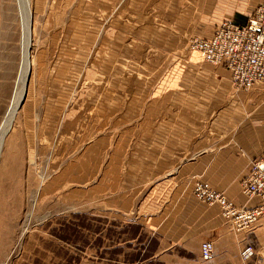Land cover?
Masks as SVG:
<instances>
[{
  "label": "rangeland",
  "instance_id": "374dc122",
  "mask_svg": "<svg viewBox=\"0 0 264 264\" xmlns=\"http://www.w3.org/2000/svg\"><path fill=\"white\" fill-rule=\"evenodd\" d=\"M28 4L27 92L0 146V264H264V215L249 231L226 223L221 262L216 251L208 262L189 247L162 253L160 233L187 183L158 211L154 230L142 220L150 217L143 202L156 178L148 174L151 115H170L151 111L153 92L178 88L185 71L178 58L189 61L198 53L191 43L206 38L186 36L179 17L175 30L166 28L165 17L140 14L148 7L136 8L135 0ZM21 40L15 1L0 0V124ZM244 247L254 252L249 260L241 257Z\"/></svg>",
  "mask_w": 264,
  "mask_h": 264
},
{
  "label": "crops",
  "instance_id": "0c3cea01",
  "mask_svg": "<svg viewBox=\"0 0 264 264\" xmlns=\"http://www.w3.org/2000/svg\"><path fill=\"white\" fill-rule=\"evenodd\" d=\"M260 2L135 0V6L148 7L140 14L165 17L166 28L170 26L171 30H175L173 25L178 21L175 18L179 17L183 21L182 30L188 31L186 36L207 39L221 19L244 25ZM165 32L169 41L173 34ZM178 62H183L185 70L178 88H156L152 95L155 103L151 111L157 107L158 112L166 111L170 115L167 120H159L158 114L151 115V133L146 136L151 143L148 174L156 178L152 181L150 195L143 202H149L150 217L142 220L154 230L158 211L165 205L170 208L168 202L182 191L184 184H189L180 208L162 228L159 247L162 253L173 252L176 246L189 247L191 255L199 256L200 244L211 241L216 251L215 260L221 262L228 225L217 205L197 202L190 188L200 180L237 206L252 208L260 202L241 194L239 183L248 175L250 162L264 157V87H255L246 94L239 92L241 96L236 94L238 91L229 84V71L206 63L199 52L189 61L182 57ZM139 122L143 133L142 121ZM135 141L144 142L142 138Z\"/></svg>",
  "mask_w": 264,
  "mask_h": 264
},
{
  "label": "built area",
  "instance_id": "2783aa9c",
  "mask_svg": "<svg viewBox=\"0 0 264 264\" xmlns=\"http://www.w3.org/2000/svg\"><path fill=\"white\" fill-rule=\"evenodd\" d=\"M191 47L201 53L206 63L229 71V84L234 91L246 93L255 86H264V0L244 25L223 21L210 38L195 39ZM239 187L241 194L261 203L252 208L237 207L204 182L194 183L192 193L201 203L217 205L222 219L236 232H244L251 230L264 215V157L250 162L248 175ZM253 254L250 247L241 250L243 260H249ZM200 257L206 262L214 259L213 243L205 241L200 245Z\"/></svg>",
  "mask_w": 264,
  "mask_h": 264
},
{
  "label": "bare ground",
  "instance_id": "6f19581e",
  "mask_svg": "<svg viewBox=\"0 0 264 264\" xmlns=\"http://www.w3.org/2000/svg\"><path fill=\"white\" fill-rule=\"evenodd\" d=\"M18 15L21 19L22 25V40H21V61L19 67V74L16 79L15 89L12 94L8 109L5 112L4 118L0 124V146L11 129L15 114L23 101L29 81L31 70V63L29 58L30 50V12L28 0H14ZM29 218V216H28Z\"/></svg>",
  "mask_w": 264,
  "mask_h": 264
},
{
  "label": "water",
  "instance_id": "95a60500",
  "mask_svg": "<svg viewBox=\"0 0 264 264\" xmlns=\"http://www.w3.org/2000/svg\"><path fill=\"white\" fill-rule=\"evenodd\" d=\"M20 105H21V103H20Z\"/></svg>",
  "mask_w": 264,
  "mask_h": 264
}]
</instances>
